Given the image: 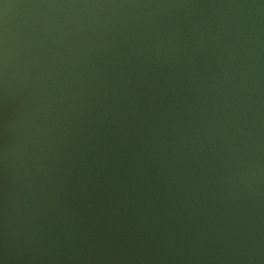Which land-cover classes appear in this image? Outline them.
Returning <instances> with one entry per match:
<instances>
[{
    "label": "water",
    "instance_id": "95a60500",
    "mask_svg": "<svg viewBox=\"0 0 264 264\" xmlns=\"http://www.w3.org/2000/svg\"><path fill=\"white\" fill-rule=\"evenodd\" d=\"M0 264H264V0H0Z\"/></svg>",
    "mask_w": 264,
    "mask_h": 264
}]
</instances>
